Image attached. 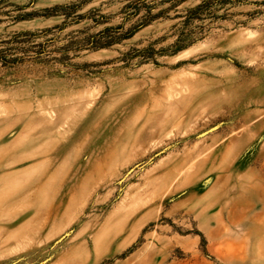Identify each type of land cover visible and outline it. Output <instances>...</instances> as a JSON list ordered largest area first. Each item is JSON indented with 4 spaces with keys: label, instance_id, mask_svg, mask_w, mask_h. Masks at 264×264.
<instances>
[{
    "label": "rangeland",
    "instance_id": "rangeland-1",
    "mask_svg": "<svg viewBox=\"0 0 264 264\" xmlns=\"http://www.w3.org/2000/svg\"><path fill=\"white\" fill-rule=\"evenodd\" d=\"M201 3L0 0V264H264V0Z\"/></svg>",
    "mask_w": 264,
    "mask_h": 264
},
{
    "label": "trees",
    "instance_id": "trees-1",
    "mask_svg": "<svg viewBox=\"0 0 264 264\" xmlns=\"http://www.w3.org/2000/svg\"><path fill=\"white\" fill-rule=\"evenodd\" d=\"M136 1H138V2H140V3H142V4H144V1H145V0H136ZM209 1H210V0H203V3L197 5L195 8L189 9V10L187 11V13H188V16H187V17H189V15H193V14L198 13V11L201 10L202 7H203L204 5H206V3H209ZM143 6H146V5H143ZM136 10H137V9H136ZM152 18H153V15H151V13H150L149 11H147V14H146L145 17L143 18V23H144V25L147 24V23H149V21H151ZM106 30H107V28H105V29L102 31V33H104V31H106ZM141 52H142V51H141Z\"/></svg>",
    "mask_w": 264,
    "mask_h": 264
}]
</instances>
